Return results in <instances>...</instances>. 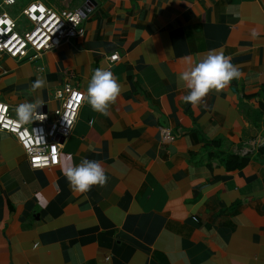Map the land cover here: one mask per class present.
<instances>
[{
	"label": "crops",
	"instance_id": "1",
	"mask_svg": "<svg viewBox=\"0 0 264 264\" xmlns=\"http://www.w3.org/2000/svg\"><path fill=\"white\" fill-rule=\"evenodd\" d=\"M39 1L91 6L80 33L41 58L0 54V99L14 111L40 97L49 118L64 83L84 100L56 166L32 169L0 131V264H264V0ZM213 50L241 76L185 103L186 57ZM101 67L122 85L107 115L85 98ZM84 159L107 183L82 194L64 171Z\"/></svg>",
	"mask_w": 264,
	"mask_h": 264
},
{
	"label": "built area",
	"instance_id": "2",
	"mask_svg": "<svg viewBox=\"0 0 264 264\" xmlns=\"http://www.w3.org/2000/svg\"><path fill=\"white\" fill-rule=\"evenodd\" d=\"M14 5L15 0H0V54L18 60L39 59L46 51L75 37L86 15L81 7L61 12L35 0L21 7L17 16H12L6 7ZM118 58L113 53L107 59L113 63ZM53 97L59 101L53 117L49 118L41 107L37 109L41 116L26 124L18 121L16 109L11 111L9 104L0 99V131L14 136L32 169L59 164L63 142L74 127L84 93L66 82L53 91ZM163 135L173 139L167 131Z\"/></svg>",
	"mask_w": 264,
	"mask_h": 264
},
{
	"label": "clouds",
	"instance_id": "3",
	"mask_svg": "<svg viewBox=\"0 0 264 264\" xmlns=\"http://www.w3.org/2000/svg\"><path fill=\"white\" fill-rule=\"evenodd\" d=\"M255 35V33H253ZM189 67L180 72L178 81L183 82L189 90L184 96V102L197 106L211 91L217 92L229 86L232 80L238 79L241 72L231 63V58L223 52L210 51L199 62L192 65L191 58L186 57ZM46 81L38 77L32 84L33 92L42 90ZM122 92L114 74L105 68H97L91 75L87 89L86 100L93 111L107 115L109 107L114 104ZM43 105L40 97L34 102H23L16 108L18 121L26 124L32 121L38 114L37 109ZM64 174L71 188L79 193H87L92 186H104L107 183L105 169L101 162L84 159L79 165L69 164Z\"/></svg>",
	"mask_w": 264,
	"mask_h": 264
},
{
	"label": "trees",
	"instance_id": "4",
	"mask_svg": "<svg viewBox=\"0 0 264 264\" xmlns=\"http://www.w3.org/2000/svg\"><path fill=\"white\" fill-rule=\"evenodd\" d=\"M234 159H237V158L236 157H232L231 159H229L226 162V167H231L232 165H234V164L231 163L232 162L231 160H234ZM245 161H246V159H241L238 163H236V165L237 166L243 165L245 163Z\"/></svg>",
	"mask_w": 264,
	"mask_h": 264
},
{
	"label": "water",
	"instance_id": "5",
	"mask_svg": "<svg viewBox=\"0 0 264 264\" xmlns=\"http://www.w3.org/2000/svg\"><path fill=\"white\" fill-rule=\"evenodd\" d=\"M91 6V4H90V1H88V2H86V4H84L83 6H81V8H82V10H83V12L85 13V14H87V12H88V8ZM44 108V107H43ZM45 109V108H44Z\"/></svg>",
	"mask_w": 264,
	"mask_h": 264
},
{
	"label": "rangeland",
	"instance_id": "6",
	"mask_svg": "<svg viewBox=\"0 0 264 264\" xmlns=\"http://www.w3.org/2000/svg\"><path fill=\"white\" fill-rule=\"evenodd\" d=\"M8 12L12 15V16H16L18 15L19 11H16V12H11L10 11V8H7Z\"/></svg>",
	"mask_w": 264,
	"mask_h": 264
}]
</instances>
